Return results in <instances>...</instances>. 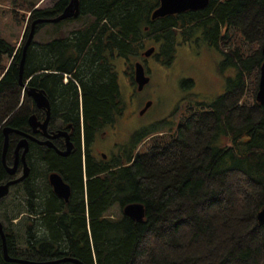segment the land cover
Returning a JSON list of instances; mask_svg holds the SVG:
<instances>
[{"label":"trees","instance_id":"obj_1","mask_svg":"<svg viewBox=\"0 0 264 264\" xmlns=\"http://www.w3.org/2000/svg\"><path fill=\"white\" fill-rule=\"evenodd\" d=\"M78 1V18L51 24L56 32L45 42L33 40L21 77L31 23L56 17L69 0L30 9L19 48L0 37V184L10 178L1 132L29 133L28 118L39 114L28 87L54 98L50 130L70 125L73 145L61 156L31 144L28 178L0 201V264H25L7 262L5 253L38 264H76L56 263L64 258L82 264H264V223L257 219L264 210V106L256 101L264 0H209L204 9L155 20L150 15L159 0ZM81 19L67 34L59 32ZM146 38L163 66L172 64L177 46L203 42L214 49L221 55L216 70L225 78L224 91L210 100H181L176 122L138 130L120 154L96 158V135L123 111L113 59L138 56ZM4 57L10 60L5 68ZM126 66L136 90L134 66ZM16 144L10 138L7 165ZM52 172L69 185L67 202L53 193ZM129 204L143 206L141 221L123 214ZM114 206L117 219L108 216Z\"/></svg>","mask_w":264,"mask_h":264},{"label":"rangeland","instance_id":"obj_2","mask_svg":"<svg viewBox=\"0 0 264 264\" xmlns=\"http://www.w3.org/2000/svg\"><path fill=\"white\" fill-rule=\"evenodd\" d=\"M57 0H0V37L16 49L21 46L24 35L29 29L28 17L30 9L44 10L52 8ZM83 20L63 24L58 30L67 34L69 30L82 25ZM57 30V31H58ZM56 30L51 24H46L36 31L35 42H45L54 36ZM140 54L130 57L129 61L122 58H114L113 64L117 73L120 98L123 103V115L119 119L116 131L122 135L118 143L129 145L131 136L138 130L168 119L176 122L179 112L175 111L181 100L202 101L210 100L222 94L225 87V78L217 73V63L221 55L214 49L209 48L203 42L186 44L176 47L175 58L171 65L163 66L154 56L144 61L145 71L149 82L141 91H136L131 78L127 73L126 63L134 66L135 62L142 63V53L156 47L152 40L146 38L142 41ZM10 60L6 57L2 60V67H7ZM143 64V63H142ZM228 74H224L226 76ZM191 80L192 83H184ZM147 102L151 106L140 115L141 109ZM128 117L129 120L124 119ZM117 125V123L115 124ZM100 140V141H99ZM94 141L93 154L109 153V143H102L101 139ZM114 149V148H112ZM21 175V174H20ZM111 219L120 216V210L114 206L108 213Z\"/></svg>","mask_w":264,"mask_h":264},{"label":"water","instance_id":"obj_3","mask_svg":"<svg viewBox=\"0 0 264 264\" xmlns=\"http://www.w3.org/2000/svg\"><path fill=\"white\" fill-rule=\"evenodd\" d=\"M208 3H209V0H159V5L154 11H152L150 15V19L155 20L158 18H163L168 15L180 14V13H183L189 10H192V11L201 10V9H204L208 5ZM79 8L80 7H79L78 0H69L67 6L56 17L47 18V19H38V20H34L31 23L29 33L22 47V55H21V59L19 63L20 77L22 74L26 50L33 42L35 32H36V26L38 24H58L65 20L76 19L79 16ZM154 52H155V47H150L143 52V56L150 57L151 55L154 54ZM261 52L263 55V62L259 70V80H258V87H257V92H256V101L264 106V41L262 44ZM133 72H134L133 76H134V82L136 84V90L141 91L144 88V86L148 84L149 77L145 75L144 68L142 64L139 62H136L134 64ZM20 85L21 86L23 85L21 81H20ZM27 95L28 97L32 99L36 107L38 108L44 107L47 110V116L45 118V121L41 125L37 123L35 115H31L28 118V124L30 128L34 132H36V128L39 126L42 130L46 131L49 110H48V101L45 95L41 91L38 92L29 87L27 88ZM150 106H151V102H147L139 114L142 115ZM2 132L4 135L2 162H3L4 168L7 174L9 176H13L15 174L16 168H17V162H18L17 156H18V152L21 149H22V152H21L19 159L22 164V171H21V175L17 179L10 180L5 184H0V201L9 195L11 186L16 185L22 182L23 180H25L30 173V169L25 159L26 154L28 152V143L25 139L20 140V142L16 146V149H15L16 157H15L14 163L11 166H8L5 160V156H6V152L8 148V134L11 132H17L19 134H22V132L13 130L9 127H5ZM59 136L65 137V149L63 151L57 150L50 141L51 139L55 137H59ZM28 137L31 138L30 136ZM47 137H49L50 139L40 144L45 145L49 148H53L61 156H67L71 152L73 145L69 141L67 132L60 131L56 135L47 136ZM31 140H33V138H31ZM48 182L52 188L53 193L59 199L63 200L64 202H67L69 200L70 193H71L70 187L68 184L64 182L60 174H58L57 172L50 173L48 175ZM122 211L124 215L136 221H141L144 217V208L141 204L126 205L125 207H123ZM257 219L259 223H264V210L258 213ZM0 237L2 238L4 242L5 237H4L3 225L1 222H0ZM5 260L7 262H14V263L38 264V263H30V262L10 258L6 253H5ZM60 262H72L76 264H82L79 261L71 259V258H64V259L57 261L56 263H60Z\"/></svg>","mask_w":264,"mask_h":264},{"label":"flooded vegetation","instance_id":"obj_4","mask_svg":"<svg viewBox=\"0 0 264 264\" xmlns=\"http://www.w3.org/2000/svg\"><path fill=\"white\" fill-rule=\"evenodd\" d=\"M71 19H69V20H65V21H63V22H66V21H70ZM60 23H62V22H60ZM59 24V23H58ZM43 51V50H42ZM155 54V53H154ZM154 54L153 55H151L150 57H152V56H154ZM150 57H145L144 58V60H142V66H143V68H144V72H145V75L147 76V73H146V71H145V67H144V61L146 60H148V59H150ZM43 73H46L47 71L46 70H44V71H42ZM63 83H64V81H63ZM64 84H66V83H64ZM46 97V96H45ZM50 97H52V96H50ZM49 97V99L48 98H46L47 99V101H48V110H49V116H48V122H47V126H46V131H44V130H42L39 126L36 128V132H34L31 128H30V126H29V124H28V120H27V124H28V127H29V133H23L22 132V134H19V133H17V132H11V133H9L8 134V143H10V138H11V143H19L20 142V140H22V139H25L26 141H27V143H28V152H27V154H26V157H25V159H26V163H27V165H28V161H27V158H28V154H29V150H30V146H31V144H33V145H37V146H40V147H47V146H45V145H42V144H40V143H43V142H45V141H47L48 139H50L49 137H47V136H53V135H56L58 132H60V131H65V132H67V134H68V138H69V141L72 143V141L70 140V133L67 131L68 129L70 130V125L67 127V129H64V130H61V129H54V130H50V125H49V121H50V116H51V113H53L52 112V109L54 108V109H56L57 107L54 105L55 103H54V98H50ZM32 100V99H31ZM81 100V99H80ZM53 103V104H52ZM35 105V104H34ZM36 107V106H35ZM36 109H37V111H38V116H36V120H37V123H39L40 125L45 121V118H46V116H47V110H46V108H44V107H41V108H38V107H36ZM143 109V108H142ZM141 109V110H142ZM68 110H66L65 112H67ZM146 112V111H145ZM144 112V113H145ZM123 113V112H122ZM143 113V114H144ZM122 115L123 114H121L118 118H117V120H116V122H114V123H112V124H108V125H106V126H104L99 132H98V134L96 135V137H95V140L94 141H98L99 139H101L102 141V143H109V153L108 154H105V153H99V155H94L96 158H101L102 160H104V161H109V159L112 157V156H117L118 154H120V147H121V145L119 146V144L118 143H123V142H120L118 139H119V137L120 136H122V135H120L117 131H116V129H117V127H118V124H119V122L121 121H119V119L122 117ZM124 119H126V120H129L128 119V117H125ZM119 121V122H118ZM117 123V125H115ZM1 136L3 137V139H4V135H3V132H1ZM28 136H30L31 138H33V140H31V138H29ZM51 141V143L54 145V147L56 148V146H55V143H58L59 145H60V148H61V150H63V149H65V137H63V136H59V137H55V138H53V139H51L50 140ZM100 141V140H99ZM94 143V142H93ZM17 144H16V146H17ZM47 148H49V147H47ZM112 148H114V149H112ZM15 149H16V147H15ZM15 149L13 150V152H12V156H11V163L8 165V166H11L13 163H14V161H15ZM50 149H52V148H50ZM57 149V148H56ZM54 150V149H53ZM21 152H22V149L18 152V156H17V158H18V162H17V168H16V172H15V174L13 175V176H9L8 175V177H10L7 181H5L4 183H2V184H5V183H7L8 181H10V180H13V179H17L19 176H20V174H21V171H22V164H21V162H20V159H19V157H20V155H21ZM54 152L57 154V155H59L55 150H54ZM7 162V161H6ZM29 167V166H28ZM30 169V168H29ZM30 174V173H29ZM29 176V175H28ZM28 178V177H27ZM26 178V179H27ZM25 179V180H26ZM24 181V180H23ZM22 181V182H23ZM21 183V182H20ZM19 184V183H18ZM17 185V184H16ZM14 186V185H13ZM13 186H11L10 188H12Z\"/></svg>","mask_w":264,"mask_h":264}]
</instances>
